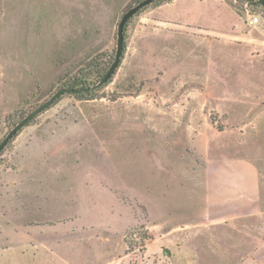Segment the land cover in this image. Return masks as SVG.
Returning a JSON list of instances; mask_svg holds the SVG:
<instances>
[{"label":"rangeland","instance_id":"1","mask_svg":"<svg viewBox=\"0 0 264 264\" xmlns=\"http://www.w3.org/2000/svg\"><path fill=\"white\" fill-rule=\"evenodd\" d=\"M138 1L0 0V140L59 87L102 76L114 59L118 20ZM223 1L227 11L200 0L143 7L125 26L109 81L62 95L7 143L0 264L243 258L251 246L228 240L224 223L171 231L163 223L164 197L190 194L183 178L210 160L212 141H227L221 131L241 129L249 137L244 152L264 158V7ZM250 15L257 25L247 24ZM236 32L242 45L230 36ZM261 178L264 197V164ZM250 252L259 253L244 256Z\"/></svg>","mask_w":264,"mask_h":264},{"label":"crops","instance_id":"2","mask_svg":"<svg viewBox=\"0 0 264 264\" xmlns=\"http://www.w3.org/2000/svg\"><path fill=\"white\" fill-rule=\"evenodd\" d=\"M177 1L171 0L166 5H160L159 10L165 6H172ZM200 2L205 6L212 5L215 11L226 10L227 4L223 0H200ZM230 36L241 38V41H235L241 45L245 42L241 33L236 32ZM253 46L259 48L261 44L256 43ZM256 54L259 55L257 52ZM235 98L245 99L242 95H236L233 99ZM220 135L228 139L225 143L223 140L225 138L221 141L218 138L210 143L212 147L210 160L195 165L190 170L191 173L193 172L191 178H188L189 171L187 175H183H186V178H183L184 182L190 185V194L183 200L164 197V226L168 224V231H171L182 224L196 226L224 223L225 225L222 226L226 229L228 240L234 239L240 244L251 246L250 249H243L245 253L254 249L259 252L258 255L250 252L246 257L245 253L242 254L243 258L237 260V264H264V237L260 238L258 235L259 232L262 235L264 233V197L261 184L263 155L256 154L252 157L244 152L249 137L244 135L241 129L233 132L223 130ZM182 219L185 221L182 222Z\"/></svg>","mask_w":264,"mask_h":264},{"label":"water","instance_id":"3","mask_svg":"<svg viewBox=\"0 0 264 264\" xmlns=\"http://www.w3.org/2000/svg\"><path fill=\"white\" fill-rule=\"evenodd\" d=\"M156 0H140L128 9H126L121 17L118 20L117 28H116V49L114 59L106 69V71L102 74V76L92 85L80 88H72L68 85H63L59 87L55 92H53L44 102L37 105L34 109L28 112L22 119H20L13 127L4 135V137L0 140V153L7 145V143L20 131V129L26 126L36 115L41 113L42 111L49 108L51 105L55 103L57 99H59L64 94H78L81 92H87L90 90L97 89L107 83L109 79L114 74L117 69L121 58L123 56L124 48H125V37H124V29L128 22V20L139 12L143 7L151 4ZM258 4L264 5V0H257Z\"/></svg>","mask_w":264,"mask_h":264},{"label":"built area","instance_id":"4","mask_svg":"<svg viewBox=\"0 0 264 264\" xmlns=\"http://www.w3.org/2000/svg\"><path fill=\"white\" fill-rule=\"evenodd\" d=\"M259 22V18L256 15H250L247 19V23L250 25H255Z\"/></svg>","mask_w":264,"mask_h":264},{"label":"trees","instance_id":"5","mask_svg":"<svg viewBox=\"0 0 264 264\" xmlns=\"http://www.w3.org/2000/svg\"><path fill=\"white\" fill-rule=\"evenodd\" d=\"M134 1H135V0H134ZM262 6L264 7V5H262ZM124 31H125V29H124ZM91 66H93V64H92ZM102 70H103V69H102ZM80 73H81V72H79V75H80ZM99 73H100V72H99V70H98L96 74L99 76V75H100ZM78 80L81 81V78H79ZM79 95H81V94H78V96H79Z\"/></svg>","mask_w":264,"mask_h":264}]
</instances>
